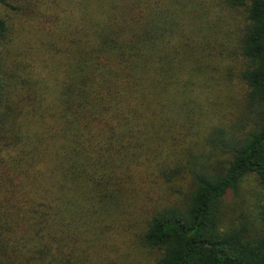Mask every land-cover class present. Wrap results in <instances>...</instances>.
Here are the masks:
<instances>
[{
    "label": "trees",
    "instance_id": "obj_1",
    "mask_svg": "<svg viewBox=\"0 0 264 264\" xmlns=\"http://www.w3.org/2000/svg\"><path fill=\"white\" fill-rule=\"evenodd\" d=\"M9 7L28 46L41 25L26 60ZM224 99L246 104L232 130ZM252 174L264 192V0H0V264L120 242L154 264H264Z\"/></svg>",
    "mask_w": 264,
    "mask_h": 264
},
{
    "label": "rangeland",
    "instance_id": "obj_2",
    "mask_svg": "<svg viewBox=\"0 0 264 264\" xmlns=\"http://www.w3.org/2000/svg\"><path fill=\"white\" fill-rule=\"evenodd\" d=\"M1 15L7 19V22L13 24V26L17 28V31L15 32L14 35V39L10 43L11 48H17V50L13 53V55H16L18 57L19 54L21 53L23 59L26 60V56L28 54L37 53L39 48L41 47L39 41L37 40V37L39 36V33L37 31L39 30L41 25H39L38 23V25L35 28L36 40L34 44H32L33 46H28L26 42V38L29 39L34 33L32 32L33 30L31 29V24L29 23V21H25L24 19L28 17L21 14L19 15L18 11H15L14 9H10V7L3 9L1 11ZM235 97L236 98L240 97L238 86L235 87ZM227 101L228 100L224 99V105L226 108L225 109L223 108V111L219 113L218 116L223 115V119L220 116L219 117L221 118L225 126L229 130H232L233 123L236 115L238 114V111L242 107L244 108L246 104H244L243 101H241L240 99H236L231 103ZM253 122H255L254 119L247 121L243 129L246 130L251 126L252 127L255 126ZM205 134L206 132H200L199 135L194 138L204 136ZM241 190L243 192H246L249 196V199L251 200V203L249 205V211L255 213L256 212L254 211L255 205L258 204L259 200L262 199L264 193L263 188L255 178V175L253 174L248 175L243 179V182L241 184ZM11 218L16 219L17 213L12 212ZM140 249L141 247L131 246L129 243L120 242L117 244V246H109V248L106 251L101 252V255L98 254L91 255L88 258L87 262L89 264H95L96 261L100 260V264H154L159 253L155 250H151V249L149 250L147 248L146 249L142 248V251L140 253H137L138 250Z\"/></svg>",
    "mask_w": 264,
    "mask_h": 264
}]
</instances>
